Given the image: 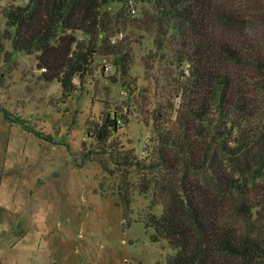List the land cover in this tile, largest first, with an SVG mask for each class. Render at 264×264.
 <instances>
[{"label": "trees", "instance_id": "obj_1", "mask_svg": "<svg viewBox=\"0 0 264 264\" xmlns=\"http://www.w3.org/2000/svg\"><path fill=\"white\" fill-rule=\"evenodd\" d=\"M106 1L25 0L2 10L12 49L35 53L41 77L59 84L60 101L96 53L114 54V66L126 74L129 53L119 39L110 41L119 33L111 18L121 10L100 11ZM254 3L264 13V0H153L157 49L164 37L171 40L177 64L186 65L174 88L173 123L166 126L161 107L154 110L153 163L142 164L111 142L120 121L115 110L87 127L97 151L139 169L136 188L151 195L150 206L160 203V213L149 212L145 223L154 231L151 240H164L173 251L164 264H264V16L250 21ZM253 24L261 33L251 40ZM218 27L232 32L217 36Z\"/></svg>", "mask_w": 264, "mask_h": 264}, {"label": "rangeland", "instance_id": "obj_2", "mask_svg": "<svg viewBox=\"0 0 264 264\" xmlns=\"http://www.w3.org/2000/svg\"><path fill=\"white\" fill-rule=\"evenodd\" d=\"M24 1L0 0V264H164L173 251L164 240L152 241L145 223L149 212L160 213V203L150 206L151 195L136 188L139 169L112 163L87 132L113 109L120 121L111 142L142 164L156 160L154 110L161 107L165 125L173 123L174 88L186 65L177 64L171 40L164 37L157 49L153 0H107L99 7L121 10L120 18H111L119 33L110 41L119 39L129 53L126 74L120 76L114 54L96 53L64 101L57 81L41 77L35 53L14 51L6 37L11 28L2 10ZM252 5L250 21H256L264 13ZM253 27L251 40L261 33ZM231 32L218 27L216 35ZM3 109L24 122H12Z\"/></svg>", "mask_w": 264, "mask_h": 264}]
</instances>
